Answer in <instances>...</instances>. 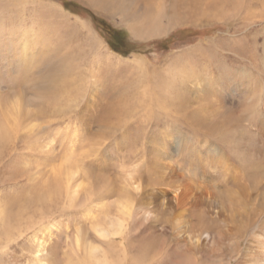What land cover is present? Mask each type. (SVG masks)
<instances>
[{"label":"rangeland","instance_id":"1","mask_svg":"<svg viewBox=\"0 0 264 264\" xmlns=\"http://www.w3.org/2000/svg\"><path fill=\"white\" fill-rule=\"evenodd\" d=\"M102 3L0 0V118L7 120L16 100L23 116L17 132L0 137V264H65L69 259L85 264L93 258L90 247H119V236L107 246L96 229L117 212L125 177L132 173L148 185L158 178L160 165L176 167L181 179L208 175L207 164L218 163L211 144L221 150L228 145L203 134L205 126H188V117L194 124L218 122L222 114L214 113L219 103L214 84L222 68H230L232 84L246 83L250 71L251 83H260L257 72L238 61L250 58L251 44H246L248 31L243 34L235 21L178 22L175 0H164V6L153 9L152 26H159V33L135 35L129 30L138 20L133 3L115 5L118 9ZM240 42L242 55H231L228 46ZM16 43L28 46L31 62L16 54ZM226 94L227 115L234 116L245 104ZM233 130L223 135L232 151H244L242 160L257 162L252 153L264 148V136L254 127ZM58 165L68 169L77 197L50 194ZM65 179L62 175L59 182ZM218 194L226 200L223 191ZM140 198L130 223L132 246L141 244L139 236L170 227L165 213H159L163 219L157 224L145 218L147 206ZM72 240L81 248L71 252L67 243ZM200 264L212 262L201 259Z\"/></svg>","mask_w":264,"mask_h":264},{"label":"bare ground","instance_id":"2","mask_svg":"<svg viewBox=\"0 0 264 264\" xmlns=\"http://www.w3.org/2000/svg\"><path fill=\"white\" fill-rule=\"evenodd\" d=\"M90 1L96 6L98 3L103 4L102 1H104L108 8L121 3H133L136 6L133 15L138 20L134 19L136 23H132V26L128 25L129 30L135 35L144 33L145 30L152 35L159 33L160 27L158 26L155 30L152 26L155 18L153 9L156 10L157 7L164 6V0ZM154 6L156 8H153ZM112 8L118 9L116 6ZM172 11L173 17L178 22L198 23L200 17H207L209 20L235 21L237 23L235 24L238 25L237 29L241 30L243 34L248 31L249 36L246 44L248 45L247 42H250L251 45L248 56L250 58L247 60L251 61L249 63L244 58H239L238 61L247 62L250 67L249 71L251 69L259 75L260 83H251L250 79L253 73L250 71V74H247L246 83L232 84V78H228L230 68L220 70L216 79L217 84H214V94L219 100L214 113L222 114L218 118V122L214 125H207L203 122L194 124L190 123L192 117H188L186 121L187 125L193 129H195L194 127L205 126L204 131H202L203 134L213 136L212 138L218 142L223 141L224 144L228 145L225 146L227 149H222V151L218 143L216 145L211 144V151L218 156V163L207 164L208 175L200 174L198 176L196 174L192 179L187 177H185L187 179H181L176 167L167 169V165H160L161 167L156 165L162 168V171L158 178L151 179L152 181H149L148 185H143L139 178L135 179L132 173H129L125 177L127 182L120 188L119 200L116 205L118 206L117 212L109 216V212L106 211V215L109 216V223L106 224L105 221L96 229V233L104 240L103 244L107 246L111 245L110 242L116 236H119V247H110L109 250H104L101 246L90 247L89 253L93 255V258L84 263L200 264L201 259H205L211 261L212 264H264V148L254 150L252 153V156L257 158V162H245L246 159H241L245 158L244 151L237 153L238 150H233L237 154L233 153L232 148L227 144L226 136H223L232 130V126L235 127L234 132H236L237 127L238 129L242 127L245 131H250L254 127L264 136V0H175ZM124 14L126 16L127 12ZM261 25L263 29L261 27L256 29ZM243 38L242 40H244ZM242 47L243 42H240L235 48L231 43L227 51H231L230 54L233 56L234 54L239 55L243 51ZM27 48L28 46L24 43L20 46L16 43L13 46L16 54L23 57L21 60L28 64L34 58H31L32 54L25 53ZM239 48L241 50L235 52V49ZM228 91L234 96H238L240 100L243 99L245 104L242 107L240 104L239 108L236 107L237 109L233 111L234 116L227 115L231 106L228 108L224 104L225 101L223 102V97H226ZM16 101L10 105L7 120L0 118V137L5 136L8 132H17L22 127V111ZM251 118H253L252 122L250 121ZM243 121L246 123L243 124ZM251 123L252 125H250ZM215 130H221V132L216 133ZM222 138L226 139L227 142ZM0 140L2 139L0 138ZM44 148L46 150V147ZM230 154L233 155V159L229 156ZM58 166L59 170L55 174L54 186L51 188L47 186V188H50L52 196L57 194L59 196L62 193L66 198L73 199L77 194V189L71 190L68 169L60 168L62 165ZM62 175L63 178L65 175L66 179L60 183L59 180ZM219 177L222 179L220 184L217 183ZM219 191L225 193L226 200L219 198ZM139 194L147 206L145 210L143 209L145 218L156 223V221L163 219L159 213H165L167 214L165 221L169 223L170 227H158V235L149 233V235L139 236L142 240L141 244L132 246L129 244L131 238L130 223L133 215L139 210V206L136 204V198ZM67 247L73 252L81 248V245L78 241L72 240L67 243ZM71 261L73 260L69 259L65 264H76V262Z\"/></svg>","mask_w":264,"mask_h":264},{"label":"trees","instance_id":"3","mask_svg":"<svg viewBox=\"0 0 264 264\" xmlns=\"http://www.w3.org/2000/svg\"><path fill=\"white\" fill-rule=\"evenodd\" d=\"M113 34H114L115 36L120 37V32H116V31L114 32V31H113ZM115 42H116V41H115ZM116 45H118V47H120L119 45H121V44H119V43L117 44V43H116ZM111 48H112L114 51H116V52H119V51H120L118 48L115 49V48L112 47V46H111Z\"/></svg>","mask_w":264,"mask_h":264}]
</instances>
